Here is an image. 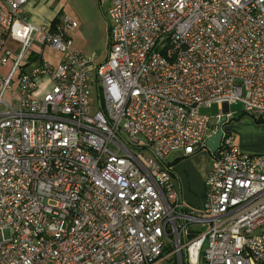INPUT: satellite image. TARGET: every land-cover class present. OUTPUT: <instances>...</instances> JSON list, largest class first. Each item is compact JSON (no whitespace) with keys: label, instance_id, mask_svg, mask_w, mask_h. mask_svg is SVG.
<instances>
[{"label":"built area","instance_id":"obj_1","mask_svg":"<svg viewBox=\"0 0 264 264\" xmlns=\"http://www.w3.org/2000/svg\"><path fill=\"white\" fill-rule=\"evenodd\" d=\"M30 1L0 0V264H264V153L223 128L202 209L171 171L217 132L203 109L264 119V0H97L100 64ZM34 46L62 61L24 72Z\"/></svg>","mask_w":264,"mask_h":264},{"label":"rangeland","instance_id":"obj_2","mask_svg":"<svg viewBox=\"0 0 264 264\" xmlns=\"http://www.w3.org/2000/svg\"><path fill=\"white\" fill-rule=\"evenodd\" d=\"M103 14V13H102ZM104 19L105 15L103 14ZM107 22V20H106ZM108 26V23H107ZM109 44V40H108ZM8 45L16 52L20 51V46L11 40H8ZM43 60L49 63L60 61L62 55L50 48L44 49ZM30 58V53H27L26 60ZM36 61V60H35ZM32 69L35 65H28ZM218 106H213L209 109H203L201 112L209 116L212 120V125L218 126L216 116L218 114ZM232 120H229L224 126V130L232 133L235 136L236 144L246 154L258 155L264 153V119L254 117L245 113L244 106L240 103L231 107ZM180 154H171L167 160L174 161ZM213 162L212 153L206 148L198 152L190 158L179 157L174 164L171 165V171L175 178L177 189L182 197L183 203L186 206L202 209L204 196V182L207 176V171ZM3 238L0 233V240ZM166 264H176V259L168 261Z\"/></svg>","mask_w":264,"mask_h":264},{"label":"crops","instance_id":"obj_3","mask_svg":"<svg viewBox=\"0 0 264 264\" xmlns=\"http://www.w3.org/2000/svg\"><path fill=\"white\" fill-rule=\"evenodd\" d=\"M102 13L97 0H31L24 8L25 17L35 27L49 26L55 31L63 28L67 19L76 22L78 27L73 32L74 49L90 58L93 64L102 63L108 54L109 28ZM38 52H41V49L34 46L29 64L23 65L24 72H30L41 59L43 60V57L40 58L36 54ZM62 58L56 63L44 61L56 66ZM30 64L35 66L29 69ZM8 70L9 68H3L4 72ZM50 88L51 84L45 82L38 94L43 95Z\"/></svg>","mask_w":264,"mask_h":264},{"label":"water","instance_id":"obj_4","mask_svg":"<svg viewBox=\"0 0 264 264\" xmlns=\"http://www.w3.org/2000/svg\"><path fill=\"white\" fill-rule=\"evenodd\" d=\"M229 111V107L225 106V115L219 120L217 132L206 141V147L212 154H215L221 147L223 138V126L228 122L226 114H228Z\"/></svg>","mask_w":264,"mask_h":264}]
</instances>
